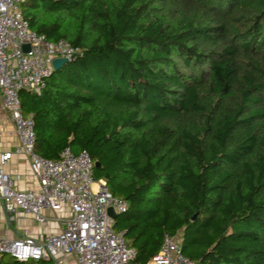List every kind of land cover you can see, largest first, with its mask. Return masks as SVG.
<instances>
[{
    "label": "trees",
    "instance_id": "16d2710c",
    "mask_svg": "<svg viewBox=\"0 0 264 264\" xmlns=\"http://www.w3.org/2000/svg\"><path fill=\"white\" fill-rule=\"evenodd\" d=\"M22 11L80 49L40 92H20L35 149L90 154L94 179L128 204L113 226L132 263L168 234L200 264H264V0H25Z\"/></svg>",
    "mask_w": 264,
    "mask_h": 264
},
{
    "label": "built area",
    "instance_id": "2783aa9c",
    "mask_svg": "<svg viewBox=\"0 0 264 264\" xmlns=\"http://www.w3.org/2000/svg\"><path fill=\"white\" fill-rule=\"evenodd\" d=\"M25 0H0V95L18 138V152L27 154L38 188L19 189L5 170L11 151L0 160V201L9 222L21 212L46 223V210L64 211L63 226L37 238L25 228L16 238L0 233V256L19 261L52 260L53 264H133L136 250L123 232L114 229L108 209L119 214L127 202L111 193L105 179H94V162L86 150L66 147L58 159H49L35 149L36 133L31 115L23 112L20 92H40L54 71L56 58L71 59L79 48L61 38L53 41L30 27L24 17ZM29 49L26 50L25 46ZM147 264H200L185 256L178 238L165 235L160 250Z\"/></svg>",
    "mask_w": 264,
    "mask_h": 264
},
{
    "label": "crops",
    "instance_id": "0c3cea01",
    "mask_svg": "<svg viewBox=\"0 0 264 264\" xmlns=\"http://www.w3.org/2000/svg\"><path fill=\"white\" fill-rule=\"evenodd\" d=\"M18 146L19 141L14 133L13 123L2 107L0 95V160L5 152L11 151L13 154L4 168L13 178L20 176L19 181L16 182V187L19 189L38 188V181L30 170L29 157L23 152H18ZM67 207L64 211L59 212L46 210L48 216L46 223H40L32 215L24 212L19 213L15 221L9 222L0 201V233L10 238H16L27 228L32 235L42 238L47 233L57 232L62 228V219L69 215V210L66 211Z\"/></svg>",
    "mask_w": 264,
    "mask_h": 264
},
{
    "label": "water",
    "instance_id": "95a60500",
    "mask_svg": "<svg viewBox=\"0 0 264 264\" xmlns=\"http://www.w3.org/2000/svg\"><path fill=\"white\" fill-rule=\"evenodd\" d=\"M25 49L28 50V49H29V46L26 45V46H25ZM67 61H68V59H67V58H64V57L56 58V59L54 60V62H53L54 70H58V69H59L64 63H66ZM98 164H99L98 162L95 163V165H98ZM105 178H106V179L109 178V174H106V175H105ZM108 213H109V215H110L112 218H114V219H116L117 216H118V214L114 211V209H113L112 207H110V208L108 209Z\"/></svg>",
    "mask_w": 264,
    "mask_h": 264
},
{
    "label": "rangeland",
    "instance_id": "374dc122",
    "mask_svg": "<svg viewBox=\"0 0 264 264\" xmlns=\"http://www.w3.org/2000/svg\"><path fill=\"white\" fill-rule=\"evenodd\" d=\"M68 208V207H67ZM68 210H69V208L68 209H66V211L68 212Z\"/></svg>",
    "mask_w": 264,
    "mask_h": 264
}]
</instances>
